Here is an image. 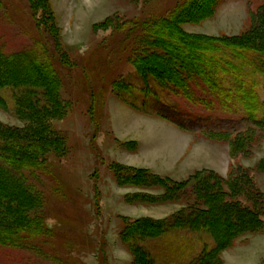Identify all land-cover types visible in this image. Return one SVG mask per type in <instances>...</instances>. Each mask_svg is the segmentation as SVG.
Wrapping results in <instances>:
<instances>
[{"label":"rangeland","instance_id":"1","mask_svg":"<svg viewBox=\"0 0 264 264\" xmlns=\"http://www.w3.org/2000/svg\"><path fill=\"white\" fill-rule=\"evenodd\" d=\"M177 1L42 0L55 26L52 34L47 25L39 29L35 24L29 0H0L1 140L19 141L32 124L13 99L17 92L8 75L17 62L12 57L35 49L41 39L51 45L55 35L60 54L65 51L70 58L66 65H54L59 95L67 105L65 116L51 124L59 133L53 143L62 149L57 154L48 149L39 174L23 168V188L17 199L10 196L20 206L12 212L14 219L4 215L0 231L27 232L10 236L12 245H0V264H194L215 249L217 236L209 228L213 197L220 196V187L231 189V183L264 217V125H254L234 106L231 114L229 107L224 112L221 106L191 104L182 96L165 99L169 93L141 78L134 65L140 60L138 47L157 40L153 32L140 31L139 23L167 14ZM190 1L175 24L190 43L163 32L158 34L160 50H175V64L185 63V56L196 57L202 69L207 61L208 66L217 63L237 84L243 77L261 80L264 71L244 69L259 68L257 60L238 63L214 42L263 49L264 0ZM204 71L216 76L219 91L235 87L229 75L223 84L221 72ZM199 87L195 93L207 92ZM258 89L264 95V87ZM229 102L237 105L239 99ZM207 133L248 135L220 139ZM118 170L131 174L118 175ZM163 181L179 186L165 188ZM26 207L40 208L39 217L28 213V222ZM40 212L47 219L45 229L38 222L44 221ZM244 229L237 223L229 246L215 253L216 264H264V219L257 229Z\"/></svg>","mask_w":264,"mask_h":264},{"label":"trees","instance_id":"2","mask_svg":"<svg viewBox=\"0 0 264 264\" xmlns=\"http://www.w3.org/2000/svg\"><path fill=\"white\" fill-rule=\"evenodd\" d=\"M190 2V0H178L176 5L170 9L167 14L156 17L154 16L153 18L151 17V20L148 22L139 23V27L141 28L140 31L146 33L153 32L157 38L155 43L151 44L153 48H151V46H140L137 49L139 54L138 57L141 61L139 60V62H135L134 65L136 69H139L138 73L140 74V77H143L146 81L147 79H152L158 85V87L165 90V92L167 91L169 93L167 95L169 96L163 95L165 99L170 97L177 99V97L182 96L183 100L191 104H204L206 107H210L212 105H215L216 107L217 105L218 107L221 106L223 111L228 110L227 107H229L231 114H235L232 112L234 106L236 107L237 111L250 118L254 125H264V95H262L258 89L259 87H264V76L260 75L261 80L259 81H254L253 78L249 80L247 77H243L244 81H242L240 84H237L235 77L231 75L232 73L225 72V70H218L219 67L216 66L217 63L208 66L210 63L207 61V67L204 66L206 69H202V65L195 61L196 57L194 58L192 56H185V63L177 62V64H175L177 53L175 50L174 52H170L169 50V53L167 49L163 51L160 50L163 42L158 34L163 32L166 36L173 37L175 41H182V43H185V45L190 43V38L179 33L175 25L178 24V21L180 20L179 16H181L186 7L190 5L186 4ZM181 6L184 8L179 11L178 8ZM29 9L32 17L34 18L35 24L39 29H46L45 25H47V31H51L50 33L54 32L55 26H53L52 22L48 21V19L51 18L49 14L46 13V4H42V0H29ZM174 13H176V15L172 17V14ZM40 41L43 42L42 39ZM40 41L35 49H25L19 55L12 57V59L17 62H15L17 67L10 66L15 70L11 69V73L8 75L10 81H12L11 84L13 89L17 92L13 96V99L16 102V109L17 111L20 109H25L26 113L31 116L28 118V120L31 121L32 124H29L30 126L28 127L27 131L22 133L21 136H18L19 141H15V139H11L10 141H4L0 139V178L2 180V182H0V184L2 183L0 194H3L0 195V222L3 221L4 215L8 216L9 214L11 217H13L12 212L18 206H20L19 203H15V201H13L10 196H12L13 199H17L18 189H20V186L23 188L22 184H20L25 182L24 173L22 172L23 168L30 169L32 174H39V172L43 170L42 166L44 165L43 162H41L43 164L40 165L39 161L43 160L41 157L47 156V152H49L48 149L56 152L55 154H57L62 149V147L60 149L57 148V145H54L53 143V140L57 138L55 136H57L59 133L53 127H51V124L55 120L61 119L63 116H65L67 112V105L59 95L60 93L58 90L60 89V86L57 82L59 79V73L56 70V66L54 65L56 63L66 65V60H70V58L67 56L65 51H63L65 54L63 52L60 54L59 51L61 43L57 41V37L55 35H53L52 40H50L51 45H48L46 40L43 43ZM196 43L200 44L201 46L207 45L206 43L203 44L202 41H196ZM214 45L226 50L227 54L224 56L227 58L228 55H235L237 57L236 60L238 63H243L249 58L257 60L258 63H256V65H258L259 68L252 69V67H255L254 65L252 67H244V69L248 71H264V48L261 50H251L250 48L236 45L229 46L220 41L214 42ZM163 47H167V45H164ZM182 47L183 50H185V46ZM149 54L156 58H148L147 56ZM200 54L203 56L208 55H204L203 52ZM172 56L175 58L173 59ZM199 56L200 55H198V58ZM142 57L146 58V60L142 59ZM160 58H162L164 65H160V61L158 60ZM222 58L224 59V57ZM212 59L215 61L214 59H216V57H212ZM8 65L10 64H6L5 66ZM234 66L236 65H230L228 69H233ZM204 70H209L211 73L221 72L223 84L226 83L224 78H228L227 75H229L231 78L230 82H233L235 87L231 90H228V88H221L219 91L216 86H220L221 83L215 80L216 76L214 77ZM200 85L205 87L207 92L204 91L202 93L201 91H196L195 93L193 88L202 89L199 87ZM172 91L173 93H171ZM237 97L239 99V103L237 105L230 104L229 101L232 98L234 99ZM208 98L214 100H209ZM38 105L40 108L46 107V110H39L40 108H38ZM212 108L214 107H211L210 109ZM164 116L165 120H173L172 118H167L166 115ZM248 133H236L235 135H232L235 138H239L248 135ZM207 134L213 135L212 133ZM232 135L230 133H225L222 135L215 134L213 136H216L220 139H230L233 138ZM13 145H16L15 148L12 147ZM231 172L232 170L229 172V176L232 174ZM122 173L125 177H129L131 174L129 172H121L118 170V175ZM136 173L137 170L133 172L131 176H135ZM243 175L246 176V174ZM246 179L250 180L249 178ZM163 183L165 188H169L171 186L172 190H176L175 187L179 186L176 184L169 186L166 181H163ZM229 186L231 189L228 188L226 190H221V187H217L219 188L218 194L220 196L213 197L215 200V210H213V215L211 219H209V222L213 225V227L209 228L213 230L217 236L215 249H213L214 251L212 252L203 254L197 261H195L194 264H216V259L214 258L215 253L217 251L220 252V250H223L229 246L230 240L235 237L233 234L234 231H236L235 228H237V223L241 226V228H246L244 229L245 231L257 229L263 224L264 217L262 215L256 214L260 207L247 198L246 193L242 192L239 194V190L235 186V183H231ZM241 195H244L246 198L241 197ZM258 196L259 195H256L257 198ZM200 200L206 203L205 199ZM25 206L26 205L24 204L21 207ZM4 211L7 212L5 213ZM38 211H41L40 208L26 207L23 211V216H26L27 221L29 222L32 219H30L28 213L33 214L35 215L34 217H36L38 216L36 215ZM40 213V216L42 215L44 217V213ZM34 220L38 221L39 219ZM46 221L47 219L45 220V217L44 221L43 219L38 221L43 225L44 229L46 227ZM10 231H0V245H12V236H16V234L18 235L20 233L23 236L24 234L26 235L27 232L26 230L21 231L18 229H13L12 232ZM46 231L49 234L48 229Z\"/></svg>","mask_w":264,"mask_h":264},{"label":"crops","instance_id":"3","mask_svg":"<svg viewBox=\"0 0 264 264\" xmlns=\"http://www.w3.org/2000/svg\"><path fill=\"white\" fill-rule=\"evenodd\" d=\"M157 140H155V142H156Z\"/></svg>","mask_w":264,"mask_h":264}]
</instances>
